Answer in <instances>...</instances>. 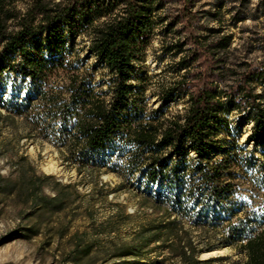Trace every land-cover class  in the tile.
Instances as JSON below:
<instances>
[{
    "label": "trees",
    "instance_id": "16d2710c",
    "mask_svg": "<svg viewBox=\"0 0 264 264\" xmlns=\"http://www.w3.org/2000/svg\"><path fill=\"white\" fill-rule=\"evenodd\" d=\"M163 7V0H0V82L15 84L11 97L0 93V107L64 150L66 161L135 178L145 203L161 212L117 245L110 259L140 264L152 247L179 264H211L222 258L198 256L228 247L243 258L237 264H264V204L254 208L242 196L247 185L264 192V153L258 161L257 149L239 147L240 131L229 119L237 115L252 124L244 145L264 146V62L246 68L236 90L224 89L222 64L231 35L221 27L207 28L203 36L189 33L192 48L175 65L177 74L184 71L181 80L160 91V107L149 110V78L140 76L138 66L157 36L180 33L173 31L179 21L168 23ZM77 40L88 42L85 52L94 58L87 68L85 59L71 60ZM44 42L48 52L41 48ZM184 46L175 42L164 52L174 58ZM201 58L206 70L192 73ZM98 70L107 81L93 83ZM59 73L68 83L53 88L51 80ZM250 85L263 93L251 95ZM184 93L185 114L169 115V105ZM100 155L104 159L98 162ZM23 162L20 157L14 164L15 179L0 175V196L48 213H59L81 197L73 185ZM184 224L205 241L192 240ZM90 252L82 239L72 251Z\"/></svg>",
    "mask_w": 264,
    "mask_h": 264
},
{
    "label": "rangeland",
    "instance_id": "374dc122",
    "mask_svg": "<svg viewBox=\"0 0 264 264\" xmlns=\"http://www.w3.org/2000/svg\"><path fill=\"white\" fill-rule=\"evenodd\" d=\"M58 2L59 0H46ZM161 14L168 18L167 22L179 23L167 37L157 36L145 50L142 62L138 68L141 77H147L145 97L147 108L156 110L160 107L159 92L173 86L181 80V75L175 72V65L185 51L192 48L186 41L189 33L207 35V28L221 27L224 33L231 35V46L221 87L234 90L238 88L237 81H243L246 68L255 69L264 62V0H163ZM19 4V9H24ZM175 42L185 43L184 51L176 57L166 55L164 49ZM88 42L77 40L71 60L85 59L86 68L94 58L87 55L85 47ZM42 50L49 51L46 42ZM199 67L192 73L205 71L207 65L204 58L200 59ZM85 68V69H86ZM93 83L107 81L101 70L92 74ZM13 79L0 82V93L6 92L7 97L14 93ZM68 83L66 74L59 73L51 80V87L60 88ZM193 83V82H192ZM104 90L106 88H103ZM193 90V88H191ZM251 95L262 94L261 87L248 86ZM175 103L169 105V115H184L188 108L186 93L179 96ZM233 127L240 131L239 147L247 151L256 150L255 158L261 161L264 146L255 147L251 142L244 145L252 134V124L245 122L240 116L231 115ZM22 157L24 167L29 164L36 173L52 176L61 184L73 185L80 198L71 206L59 213H48L43 210L31 211L15 197L0 196V264H132V259L112 260L111 251L117 245L129 241L132 232L161 217V212L145 203L139 191L136 179L126 180L111 172L106 167L83 168L68 162L64 150H59L49 140L42 139L38 132L24 118L11 115L0 107V175L15 179V162ZM98 162L103 155L96 156ZM246 187L243 199L254 205V208L264 204V192H257L250 186ZM46 194H51L45 187ZM28 214L26 218H22ZM125 216L130 218L125 219ZM188 236L192 240L205 241L201 232L190 229L184 224ZM83 240L91 246L89 255L73 254L77 241ZM213 255L198 259L210 260L222 258L211 264H237L242 257L226 247L211 251ZM206 253V254H210ZM75 260V263L72 262ZM140 264H179L166 251H148Z\"/></svg>",
    "mask_w": 264,
    "mask_h": 264
},
{
    "label": "bare ground",
    "instance_id": "6f19581e",
    "mask_svg": "<svg viewBox=\"0 0 264 264\" xmlns=\"http://www.w3.org/2000/svg\"><path fill=\"white\" fill-rule=\"evenodd\" d=\"M209 255H213V253H210V254H203V255H201V258L207 257V256H209Z\"/></svg>",
    "mask_w": 264,
    "mask_h": 264
},
{
    "label": "water",
    "instance_id": "95a60500",
    "mask_svg": "<svg viewBox=\"0 0 264 264\" xmlns=\"http://www.w3.org/2000/svg\"><path fill=\"white\" fill-rule=\"evenodd\" d=\"M206 253H210V252H206ZM206 253H205V254H206ZM199 260H204V259H199Z\"/></svg>",
    "mask_w": 264,
    "mask_h": 264
}]
</instances>
